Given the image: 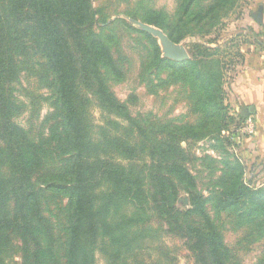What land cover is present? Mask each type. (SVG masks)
<instances>
[{"label": "rangeland", "instance_id": "374dc122", "mask_svg": "<svg viewBox=\"0 0 264 264\" xmlns=\"http://www.w3.org/2000/svg\"><path fill=\"white\" fill-rule=\"evenodd\" d=\"M89 4L91 32L107 62L72 63L79 77L82 71L95 76L97 85L91 91L80 79L71 99L80 111L87 154L94 163L96 216L88 238L92 264H264V204L255 203L264 199L257 195L264 189V173L250 160L247 141L252 137L237 143L244 104L234 86L245 55L264 51V26L252 17L261 6L264 25V0ZM152 13L160 16V25L154 24ZM63 19L58 24L71 44L81 18ZM23 34L21 30L16 36ZM167 43L187 58L176 60ZM30 48L15 57L16 72L3 85L2 104L10 105L8 120L23 130L24 143L49 151L55 145L47 141L49 131L59 118L53 115L51 77ZM155 57L159 63L151 67ZM101 90L112 95L115 107L102 104ZM12 152L0 147V220H7L9 233L0 264H29L31 259L24 263L23 258L29 243L23 225L28 222L24 214H33L26 196L35 178L31 174L21 180L18 171L25 169ZM58 153L56 148L41 158L40 170L58 165L63 156ZM104 171L114 177L108 179ZM240 186L248 196L219 210L220 190ZM38 194L34 203L40 219L29 222L46 226L60 244L68 198L47 190ZM195 197L201 202L192 203ZM170 206L176 214L171 221L163 213ZM58 255L62 258L63 252Z\"/></svg>", "mask_w": 264, "mask_h": 264}, {"label": "trees", "instance_id": "16d2710c", "mask_svg": "<svg viewBox=\"0 0 264 264\" xmlns=\"http://www.w3.org/2000/svg\"><path fill=\"white\" fill-rule=\"evenodd\" d=\"M194 1L189 0V5ZM89 2L90 0H0V3L5 4V7L0 8V139L2 141L0 147L12 149L18 161L17 164H20L19 168L25 169L22 172L18 171L21 180H28L31 174L35 178V183L26 196V202L31 206L33 214L30 215V212L24 214L28 222L23 225V228L25 234L29 236V243L23 250L24 263H27L29 259H31L29 264H92L93 262L88 238L93 232L92 227L96 216L94 197H91L93 190L91 168L94 163L90 161L87 154L88 148L84 139L86 130L80 111L71 99V93L80 79L91 91H93V85H97L95 76H87L82 71L79 77L77 67H73L72 63L85 60L89 64L95 59L99 62H107L103 48L91 32L93 12ZM75 15L80 16L82 25L81 30L72 33L73 39L69 45L66 37L62 35L63 29L60 27L62 24H58V20L64 22L63 18H72ZM152 16L156 20L154 24L162 23L159 21L158 14L152 13ZM21 30L24 34L16 36ZM256 39L257 37H254L253 44L261 45ZM31 45L35 53L43 60V72L49 73L51 77L54 93L53 115L59 118V122L51 126L47 141H53L55 145L51 149L58 148V154L63 155L58 165L42 170H40L41 158L52 155V150H44L37 144L24 143L23 130L9 122L10 105H3L1 96L3 85L11 82V78L15 75L18 63L15 57H20V50L31 49ZM158 63L159 60L155 57L150 65L156 67ZM82 70L85 68L83 67ZM257 82V79L250 82L249 95L254 94V85ZM101 94L98 97L102 100V104L108 107L116 106V101L110 93L101 90ZM249 116L254 117V114L246 115L242 110L241 123ZM255 125H257L256 121ZM25 174L27 175L24 176ZM102 174L108 179L114 177L113 173L111 175L106 171ZM183 174L186 175L185 172ZM117 178L120 179L119 176ZM37 183L43 185L44 189L36 188ZM44 190L51 195L57 193L68 198V204L63 207L66 212L64 241L60 244L51 237V231L46 226L31 225L29 222V220L32 222L40 219L39 209H36L34 201H36V195ZM257 193L259 196H264V189ZM104 195L105 193L102 196ZM245 196H248V191L244 186L235 187L231 191L221 189L216 196L218 203L216 206L219 210H227L239 204ZM103 200L107 199L103 198ZM201 200L202 198L195 197L192 203H198ZM256 200H258L255 202L258 207L260 203L264 204V199L256 198ZM25 210L27 208L23 209L22 214ZM163 213L169 217L170 221L172 216L176 215L172 214L171 206L165 208ZM6 223V219L0 220V249L5 247L8 240ZM61 251L62 258L58 255Z\"/></svg>", "mask_w": 264, "mask_h": 264}, {"label": "crops", "instance_id": "0c3cea01", "mask_svg": "<svg viewBox=\"0 0 264 264\" xmlns=\"http://www.w3.org/2000/svg\"><path fill=\"white\" fill-rule=\"evenodd\" d=\"M259 25L264 26L263 15L262 24ZM241 65V70L234 86L236 93L239 94L241 102L244 104L243 111L254 107L255 114L253 119L257 124L255 136L247 141L248 152L251 153L250 160L252 163L256 167L258 166V171L264 173V51L249 52V54L245 55ZM255 79L258 82L254 85V94L250 93L249 95V84ZM261 164L262 166H260Z\"/></svg>", "mask_w": 264, "mask_h": 264}, {"label": "water", "instance_id": "95a60500", "mask_svg": "<svg viewBox=\"0 0 264 264\" xmlns=\"http://www.w3.org/2000/svg\"><path fill=\"white\" fill-rule=\"evenodd\" d=\"M253 19L259 23L262 24V7H258L257 9V13L255 15L252 16ZM167 46L169 47L170 53L171 55L178 61H183L187 58V56L183 53H180L179 51H177L170 43H167ZM246 115H248V113L250 115L255 114V109L254 107H250L249 109L244 111Z\"/></svg>", "mask_w": 264, "mask_h": 264}, {"label": "built area", "instance_id": "2783aa9c", "mask_svg": "<svg viewBox=\"0 0 264 264\" xmlns=\"http://www.w3.org/2000/svg\"><path fill=\"white\" fill-rule=\"evenodd\" d=\"M256 133V125H255V120L253 117H247L245 120L241 123L240 128H239V139L237 143L239 144L240 140L243 138H251L255 135Z\"/></svg>", "mask_w": 264, "mask_h": 264}]
</instances>
